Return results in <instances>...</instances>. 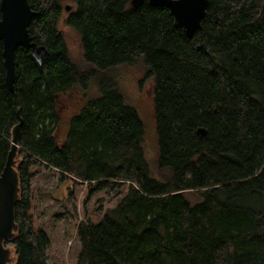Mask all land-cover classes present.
<instances>
[{"label":"trees","instance_id":"obj_1","mask_svg":"<svg viewBox=\"0 0 264 264\" xmlns=\"http://www.w3.org/2000/svg\"><path fill=\"white\" fill-rule=\"evenodd\" d=\"M28 1L29 34L48 56L38 64L18 47L13 91L0 42V171L22 120L18 231L7 243L15 264H47L49 238L31 209V170L43 165L97 192L125 190L99 221L77 226V264H264V0H208L191 37L147 2ZM64 12L78 62L58 27ZM119 67L141 68L140 87L150 81L153 162L145 123L112 73ZM91 83L95 94L61 140V101Z\"/></svg>","mask_w":264,"mask_h":264},{"label":"rangeland","instance_id":"obj_2","mask_svg":"<svg viewBox=\"0 0 264 264\" xmlns=\"http://www.w3.org/2000/svg\"><path fill=\"white\" fill-rule=\"evenodd\" d=\"M70 5V3H67ZM66 5V4H65ZM63 13L58 27L62 31L68 46L70 57L78 62L80 46L77 33L65 24ZM133 67H119L112 73L116 76L120 88L128 102L138 110L145 123L144 149L153 162L156 156L155 128L151 101V85L142 84L143 70ZM94 83L86 90L69 92L60 103L61 125L58 134L62 140L67 131L68 119L86 101V94H95ZM59 172L51 166L33 167L31 170V204L33 223L36 229H42L49 238L45 249L47 264H77L79 242L76 237L77 226L87 220L97 222L106 209L111 208L122 197L125 190L105 194L97 192L86 183H79L69 177L62 180ZM186 199L195 204L200 197L194 192H186Z\"/></svg>","mask_w":264,"mask_h":264},{"label":"water","instance_id":"obj_3","mask_svg":"<svg viewBox=\"0 0 264 264\" xmlns=\"http://www.w3.org/2000/svg\"><path fill=\"white\" fill-rule=\"evenodd\" d=\"M145 2L152 6L165 7L173 17L174 25L191 37L201 26L206 14L208 0H130L133 8ZM71 6L65 5L69 11ZM35 12L28 0H0V42L5 68V86L13 91L14 55L18 47L30 50V55L41 64L48 56L46 46L32 42L29 24ZM21 118L11 129L10 147L0 171V264H15L14 249L7 243L12 242L18 231L15 221V206L20 197V177L17 170ZM197 135L205 138V129L200 127Z\"/></svg>","mask_w":264,"mask_h":264},{"label":"bare ground","instance_id":"obj_4","mask_svg":"<svg viewBox=\"0 0 264 264\" xmlns=\"http://www.w3.org/2000/svg\"><path fill=\"white\" fill-rule=\"evenodd\" d=\"M145 143V142H144Z\"/></svg>","mask_w":264,"mask_h":264}]
</instances>
